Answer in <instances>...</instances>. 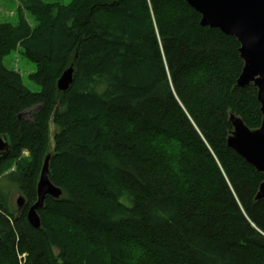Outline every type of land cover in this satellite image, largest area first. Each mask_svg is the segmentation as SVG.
Segmentation results:
<instances>
[{"label": "trees", "instance_id": "1", "mask_svg": "<svg viewBox=\"0 0 264 264\" xmlns=\"http://www.w3.org/2000/svg\"><path fill=\"white\" fill-rule=\"evenodd\" d=\"M19 46L38 90L4 64ZM243 66L238 39L185 0H21L0 21V172L29 153L5 177L27 204L15 214L0 190V264H264V173L227 145L232 114L263 119L255 85L237 87ZM48 153L63 195L37 229L26 214Z\"/></svg>", "mask_w": 264, "mask_h": 264}, {"label": "water", "instance_id": "2", "mask_svg": "<svg viewBox=\"0 0 264 264\" xmlns=\"http://www.w3.org/2000/svg\"><path fill=\"white\" fill-rule=\"evenodd\" d=\"M201 14V25L219 28L240 42V55L244 61L237 87L254 84L263 115L259 128L251 129L244 120L231 115L233 130L227 145L264 173V0H185ZM75 68L71 65L63 71L57 86L67 91L74 82ZM22 115V114H20ZM54 128L52 129L53 132ZM11 151L8 136L0 132V164ZM51 153H48L36 186L37 200L27 210L29 224L37 229L42 226L40 210L44 209L47 198L60 199L63 191L50 178ZM257 200L264 198V181L259 187ZM26 199L21 195L17 200L18 213L26 207ZM1 236V232H0Z\"/></svg>", "mask_w": 264, "mask_h": 264}, {"label": "rangeland", "instance_id": "3", "mask_svg": "<svg viewBox=\"0 0 264 264\" xmlns=\"http://www.w3.org/2000/svg\"><path fill=\"white\" fill-rule=\"evenodd\" d=\"M44 1L61 2L63 5L67 6L73 0H44ZM20 2L21 0H0V21H16L18 16V11L20 8ZM26 17L29 20L32 29L35 30V28H37V26L39 25V20L37 19V17L32 16L30 14H26ZM4 64L6 65L7 68L18 71L22 75L25 85L28 86L30 89L32 90L39 89V87L29 78V75L36 70V64L33 61L29 60L23 54L22 48L20 46L4 58ZM33 111L34 109L28 110L27 112L24 113V116L30 119V117L33 114ZM157 143L158 144L160 143L161 146L163 147V150H165V152H167L168 154L173 153L174 150L177 149V145L175 144V142L169 139H162L160 142ZM28 157H29V153L26 150L23 151L22 157L19 160L10 162L8 166L4 168L2 172H0V190H2L4 193L7 194L9 204L13 209V212H15V214H19L17 200L21 195H23V192H21L17 187H15V185H13L10 181L5 179V177L15 174L18 171L20 164H22L24 159ZM63 228L65 231H68L74 237L78 235V232L75 230V228L72 225H69V227L67 226L66 229L65 226ZM129 247L131 246L129 245ZM132 251L135 250L128 249V252H132ZM18 258L21 261L19 256Z\"/></svg>", "mask_w": 264, "mask_h": 264}, {"label": "bare ground", "instance_id": "4", "mask_svg": "<svg viewBox=\"0 0 264 264\" xmlns=\"http://www.w3.org/2000/svg\"><path fill=\"white\" fill-rule=\"evenodd\" d=\"M28 111V110H27ZM35 228V227H34ZM20 257V259L22 260V259H25L26 258V255L24 254V255H20L19 256ZM20 262V261H19Z\"/></svg>", "mask_w": 264, "mask_h": 264}, {"label": "flooded vegetation", "instance_id": "5", "mask_svg": "<svg viewBox=\"0 0 264 264\" xmlns=\"http://www.w3.org/2000/svg\"><path fill=\"white\" fill-rule=\"evenodd\" d=\"M24 209H25V208H24ZM24 209H23V210H24ZM23 210H22V212H23ZM22 212H21V213H22ZM21 213H20V214H21Z\"/></svg>", "mask_w": 264, "mask_h": 264}]
</instances>
